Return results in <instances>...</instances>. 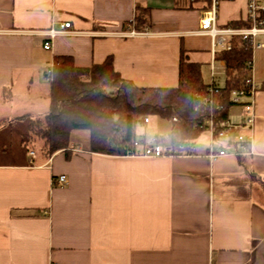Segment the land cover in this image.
<instances>
[{
	"label": "crops",
	"instance_id": "crops-1",
	"mask_svg": "<svg viewBox=\"0 0 264 264\" xmlns=\"http://www.w3.org/2000/svg\"><path fill=\"white\" fill-rule=\"evenodd\" d=\"M210 6L0 0V264H264V47L253 52V154L228 146L211 160L210 137L194 141L193 155L160 157L93 152L72 139L69 154L49 158L27 141L31 120L49 109L45 71L60 56L78 67L112 56L115 70L137 86L176 87L183 53L209 84L211 38L195 31ZM141 8L149 9L147 22L136 19ZM247 18V0H221V26ZM63 21L77 32L45 49L38 31ZM134 21L150 34L114 35ZM257 40L264 43V34ZM215 79L224 86L226 73ZM229 119L241 123L242 106H232ZM61 174L67 184L54 182Z\"/></svg>",
	"mask_w": 264,
	"mask_h": 264
},
{
	"label": "trees",
	"instance_id": "trees-1",
	"mask_svg": "<svg viewBox=\"0 0 264 264\" xmlns=\"http://www.w3.org/2000/svg\"><path fill=\"white\" fill-rule=\"evenodd\" d=\"M149 9H138L136 19L148 21ZM264 19V11L262 13ZM232 26L248 27L251 22L233 21ZM229 50H220L217 59L225 67L226 82L215 101L223 108H214V118L220 122L230 118V108L235 105L231 92L244 86L251 72L253 50L241 37L231 39ZM45 71V77L47 74ZM201 66L187 61L183 53L179 63V84L176 87H140L124 79L114 68L109 56L103 63L78 67L70 56H60L54 61L52 79L49 81V109L30 122L32 137L42 140V154L52 157L58 151L67 154L72 132L87 129L90 132L89 149L104 154H125L139 138L138 123L155 114L172 119L169 136H157L159 141H195L204 130V121L211 109L197 108V93L207 89ZM255 177V175H253Z\"/></svg>",
	"mask_w": 264,
	"mask_h": 264
},
{
	"label": "built area",
	"instance_id": "built-area-1",
	"mask_svg": "<svg viewBox=\"0 0 264 264\" xmlns=\"http://www.w3.org/2000/svg\"><path fill=\"white\" fill-rule=\"evenodd\" d=\"M221 0H211L210 8L205 12L200 22V27L195 31L197 34L208 35L212 43V79L203 92L197 93L199 99L197 108L200 110L209 107L211 109L210 116L204 121L202 127L209 130L210 142L207 156L211 160H215L228 154V146L233 147V153L238 156L253 154L255 125V107L254 97L259 89V84L253 77V67L244 82V86L234 89L231 92V100L235 105H240L243 108V120L241 123H233L229 118L220 122L219 126L215 122L214 108L220 110L223 108L221 103L215 101L216 95L221 94V86L216 82L215 76L219 73L216 66L217 53L224 49L229 50L232 47L231 39L233 37H241L247 40L253 52L264 47V43L257 40L259 34H264V19L262 13L264 11V0H247L248 20L251 25L248 27H236L232 25L221 26L218 22L219 6ZM54 24V23H53ZM52 26L47 30L38 31L44 37V48L51 49L53 39L58 35L73 34L77 31L72 29L70 21H63L58 27ZM150 32L137 23V21L127 23L126 28L114 35L122 37H136L149 35ZM253 64V61L250 62ZM47 68L46 79H52V67ZM172 121H177V117H173ZM149 117L144 118V122H148ZM248 130V132L245 131ZM225 142L220 148L216 146L217 142ZM196 152L194 141L170 142L163 143L157 138H138L134 141L132 147L126 150L127 155H142V156H172V155H193ZM32 158L37 157L35 150L29 152ZM58 185L68 183V177L61 174L54 179ZM211 264V263H209Z\"/></svg>",
	"mask_w": 264,
	"mask_h": 264
},
{
	"label": "rangeland",
	"instance_id": "rangeland-1",
	"mask_svg": "<svg viewBox=\"0 0 264 264\" xmlns=\"http://www.w3.org/2000/svg\"><path fill=\"white\" fill-rule=\"evenodd\" d=\"M216 66H217V71L220 72L221 71V76L225 73V68L222 64L219 63V61L216 62ZM207 73V70L205 69V71ZM47 80V79H46ZM47 83V81H46ZM236 106V105H233ZM149 122H144L141 121L140 123H138L137 126V133L139 135H143L146 134L147 138H153L155 136H169L170 132H171V128L173 126L172 120L168 119V118H164L161 117L159 115H149ZM29 138L27 139L28 144L31 146H33L36 150L40 149L43 142L42 140H40L39 138L37 139V137L33 138L32 134H29ZM209 130L204 129L198 140L200 139V141L204 140H208L209 141ZM72 139H74L75 141H78V143H80L83 146H87L90 142V132L87 129H79V130H74L72 132Z\"/></svg>",
	"mask_w": 264,
	"mask_h": 264
}]
</instances>
